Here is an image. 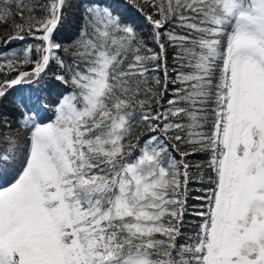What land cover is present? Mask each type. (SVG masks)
<instances>
[{
    "label": "snow or ice",
    "instance_id": "6c2138e0",
    "mask_svg": "<svg viewBox=\"0 0 264 264\" xmlns=\"http://www.w3.org/2000/svg\"><path fill=\"white\" fill-rule=\"evenodd\" d=\"M130 3L158 50L87 0L61 54L68 0H0V264H264V0Z\"/></svg>",
    "mask_w": 264,
    "mask_h": 264
},
{
    "label": "trees",
    "instance_id": "16d2710c",
    "mask_svg": "<svg viewBox=\"0 0 264 264\" xmlns=\"http://www.w3.org/2000/svg\"><path fill=\"white\" fill-rule=\"evenodd\" d=\"M108 3L112 4L116 7L118 13H122L127 17L128 22H135L139 25L137 30L142 34L143 38L148 41L149 46L154 50H158L157 46L154 45L151 41V29L146 27L145 22L140 17L139 13L135 10V8L131 5L130 0H107ZM87 3V0H68V6L64 9V18L59 25V28L56 32V40L61 43L62 49L61 54H63V47L71 45L72 42L79 36L81 27L84 23L83 19V8ZM27 15V12H25ZM37 16L42 15L41 12H36ZM11 29L7 27V25L0 26V51H7L13 47H20L24 42L16 41L12 45H4L3 40L7 39V35L10 34ZM39 35V33H37ZM27 43H38V41L33 40L31 37L28 38ZM173 60L171 55V50L169 51L168 56V70L169 73H172L173 69ZM59 74L57 65L53 62L49 68L47 69L46 76L49 79V88H48V96L46 99L42 98V103L47 106L46 111L43 115L46 119L43 122H48L50 119L54 118L55 115V107L59 101L60 95L66 91H69L70 88L68 86L60 85L58 82H55V75ZM163 80V70L158 73ZM174 78V77H173ZM174 85H168L167 98H171L172 96V88ZM163 88V84L161 85ZM19 88L13 92H10L6 95L2 100H0V123H3L4 119L7 118L9 124H11V131L15 132L17 130V118L18 112L13 103V97L18 91ZM162 103L166 106V99L162 101ZM7 131V129H5ZM135 135L147 136L149 133L145 127H140L135 130ZM189 159L193 162H196L201 159H206L204 156L194 155L189 157ZM198 188L199 185H196ZM195 195V193L193 194ZM185 220L187 222H194L195 218L191 215L186 216ZM186 234H191L193 229L189 226L185 229Z\"/></svg>",
    "mask_w": 264,
    "mask_h": 264
}]
</instances>
